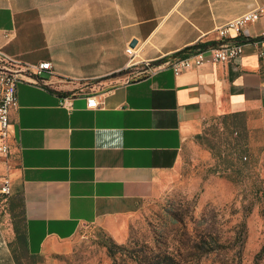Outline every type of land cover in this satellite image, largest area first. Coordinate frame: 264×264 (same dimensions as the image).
I'll use <instances>...</instances> for the list:
<instances>
[{"label": "crops", "instance_id": "crops-1", "mask_svg": "<svg viewBox=\"0 0 264 264\" xmlns=\"http://www.w3.org/2000/svg\"><path fill=\"white\" fill-rule=\"evenodd\" d=\"M264 0H0V54L51 70L17 86L0 174V264H16L11 202L24 199L32 256L68 254L87 227L116 239L159 197L185 144L213 117L264 112V17L226 41L242 56L176 76L157 69ZM132 49L128 54L127 49ZM147 72L146 75L142 73ZM73 97V110L60 105ZM96 96L100 107H87ZM4 198V199H3Z\"/></svg>", "mask_w": 264, "mask_h": 264}, {"label": "rangeland", "instance_id": "rangeland-1", "mask_svg": "<svg viewBox=\"0 0 264 264\" xmlns=\"http://www.w3.org/2000/svg\"><path fill=\"white\" fill-rule=\"evenodd\" d=\"M10 202L20 227L9 244L16 264H264V112L208 120L122 239L90 226L68 254L32 256L20 197Z\"/></svg>", "mask_w": 264, "mask_h": 264}, {"label": "built area", "instance_id": "built-area-1", "mask_svg": "<svg viewBox=\"0 0 264 264\" xmlns=\"http://www.w3.org/2000/svg\"><path fill=\"white\" fill-rule=\"evenodd\" d=\"M264 17V6L231 20L218 30L220 41L207 44L205 48L188 52L178 57H170L159 63L157 69L170 68L176 76L185 71L201 68L211 64H224L242 56V44L226 41L233 33L240 35L249 24L259 22ZM260 45V56L264 59V39L257 42ZM132 54V49H127ZM49 62H43L34 67L21 68L6 60L0 54V156H8L11 149L10 127L11 115L18 108L17 86L28 78H35L43 71L51 70ZM60 105L67 110H73V97L65 96ZM87 107L96 109L100 102L96 96L87 98ZM11 181L8 175L0 178V196H10Z\"/></svg>", "mask_w": 264, "mask_h": 264}, {"label": "trees", "instance_id": "trees-1", "mask_svg": "<svg viewBox=\"0 0 264 264\" xmlns=\"http://www.w3.org/2000/svg\"><path fill=\"white\" fill-rule=\"evenodd\" d=\"M207 44H200V45H196L194 47H191V48H188V49H185L177 54H175L173 57H178V56H182V55H185L187 54L188 52H192V51H196V50H199V49H202V48H205ZM20 205H21V212H22V217H23V227H24V199L22 196H20ZM12 215V220H13V226H14V231L15 233L18 235L19 234V225L18 223L16 222V217L15 214L11 213ZM24 230V228H23ZM24 236H25V244H26V248H27V241H26V235H25V232H24ZM264 252V250H262V252H260L259 255H261L262 253Z\"/></svg>", "mask_w": 264, "mask_h": 264}]
</instances>
